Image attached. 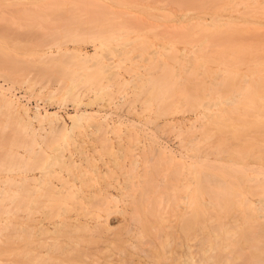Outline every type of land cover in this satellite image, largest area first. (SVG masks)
Listing matches in <instances>:
<instances>
[{
    "label": "rangeland",
    "instance_id": "1",
    "mask_svg": "<svg viewBox=\"0 0 264 264\" xmlns=\"http://www.w3.org/2000/svg\"><path fill=\"white\" fill-rule=\"evenodd\" d=\"M263 1L0 0V59L13 71L0 65L5 92L30 115L36 104L56 110L64 125L80 108L95 114L65 140L50 132L31 144L17 115L0 108L2 195L15 189L4 180L16 160L59 171L39 189L24 182L22 199L0 198V264H179L186 243L198 250L202 239L214 257L230 254V264H264ZM217 30L224 46L251 52L228 54ZM19 60L35 62L22 73L10 66ZM70 68L88 78L64 94ZM157 141L192 165L163 156ZM58 151L77 170L61 167ZM47 179L75 187L63 183L48 201ZM185 194L207 200V214L182 213ZM71 217L77 227L66 224ZM37 219L59 225L44 230Z\"/></svg>",
    "mask_w": 264,
    "mask_h": 264
},
{
    "label": "bare ground",
    "instance_id": "2",
    "mask_svg": "<svg viewBox=\"0 0 264 264\" xmlns=\"http://www.w3.org/2000/svg\"><path fill=\"white\" fill-rule=\"evenodd\" d=\"M195 1V0H194ZM188 2H190V0H177V3H179V4H187ZM264 2V1H263ZM7 4V3H6ZM1 6V5H0ZM5 8H6V6H5ZM8 8V7H7ZM10 9V8H9ZM2 10V9H1ZM27 9L25 8V9H22V11L24 12V11H26ZM21 11V12H22ZM6 12H7V10H6ZM16 17V16H15ZM3 19V18H2ZM213 20V19H212ZM216 20H218V19H216ZM7 21H8V23L9 24H12L13 22H14V20H11L10 18L9 19H7ZM215 21V20H214ZM219 21V20H218ZM218 21H216V22H218ZM211 24V23H210ZM209 24V25H210ZM223 24H225V23H223ZM222 23L221 24H212V26H214V27H216V28H221V26L223 25ZM207 25V24H206ZM211 26V27H212ZM220 30V29H219ZM219 33V31L217 30L216 32H215V34L217 35ZM231 33H234V32H231ZM193 34H195V33H193ZM192 34V35H193ZM214 34V33H213ZM6 35V34H5ZM4 35V36H5ZM192 35H189V37H191ZM2 36V35H1ZM43 36V35H42ZM218 37H216V38H219L218 39V42H219V45L220 46H222V47H224V48H227V47H229V45L228 46H224L223 45V43H225V44H227L226 42L227 41H223V38L224 37H222L221 35H217ZM3 38V37H2ZM44 38H46V37H44ZM104 40V39H103ZM103 40H100L99 41V43H98V45H97V47H102L103 45H104V41ZM116 41V40H115ZM205 40L203 41V43H202V41H201V44L199 43V46H202L203 45V47H202V49H201V52H204V53H207V51L205 50L206 49V44H205ZM41 43V42H40ZM39 43V44H40ZM38 44V45H39ZM188 44V43H187ZM233 47H229L230 48V53H228V54H233V53H237V54H244L245 52H247L248 50H249V53L251 52V50H250V47H248V46H245V47H241V45H239V46H236L235 44H233L232 45ZM164 47V46H163ZM193 47H198L197 45L195 46H193ZM194 49V48H193ZM196 49V48H195ZM194 49V50H195ZM97 51V50H96ZM209 51V50H208ZM156 52V51H155ZM194 52V51H193ZM96 53V52H95ZM248 53V52H247ZM47 54L48 55H51L52 54V52H47ZM164 54V53H163ZM184 54V53H183ZM44 55V54H43ZM46 55V54H45ZM92 54H85L83 57H81L82 59H84V60H86V59H88V58H90V56H91ZM160 55H162V54H160ZM165 56V55H164ZM193 56V55H192ZM205 56V55H204ZM196 57H198V56H196ZM206 57H210V56H206ZM1 58V57H0ZM41 59H42V57H39V59H38V61H41ZM6 60L5 59H0V65H1V67L3 68V69H5L6 70V72L8 73V74H12V70H11V68H8L7 66L9 65V64H6V62H5ZM48 61V60H47ZM5 62V63H4ZM35 61L33 60L32 62L31 61H22V60H19V61H16L15 63H12V64H10V66H12V69L13 70H17L18 72H22V71H24V70H26L25 69V67H27L26 65H29V63L30 64H33ZM75 64H77L76 62H75ZM74 64V65H75ZM4 65V66H3ZM68 65V64H67ZM74 65H72L73 67H74ZM9 66V67H10ZM30 66V65H29ZM42 66V65H41ZM70 66V65H69ZM1 67H0V69H1ZM14 67V68H13ZM39 67V66H38ZM75 67H76V65H75ZM32 68V67H31ZM30 68V69H31ZM35 68H37V67H35ZM43 68V67H42ZM59 68V67H58ZM10 69V70H9ZM27 69H28V67H27ZM45 69V68H44ZM70 69H72L68 74L69 75H67L68 77H67V83H66V85L63 87L64 88V94H73L74 93V88L77 86V83L78 82H80V81H83V80H85V79H87L88 78V75H79V73L77 72V70H75V69H73V68H70ZM29 70V69H28ZM36 70V69H35ZM53 70V69H52ZM9 71V72H8ZM37 71H39V70H37ZM42 71H44V70H42ZM68 71V70H67ZM25 72V71H24ZM24 72H22V73H24ZM38 75V74H37ZM40 75V74H39ZM27 80V79H26ZM26 82V81H25ZM27 83V82H26ZM5 89H8V88H4L3 87V85L2 84H0V108L1 109H4L6 112H8V114L10 113H14V114H16L17 115V118H18V122L19 123H22V127L19 129L20 130V132H19V130H18V132L19 133H21V131H22V133L24 134V132L26 131V133L28 134V135H30V143L32 144L33 143V139H36V138H38V137H36V136H41L39 139H41L42 140V135L43 134H47L48 133V136H50L51 135V133L52 134H54V135H56L57 134V136L59 135L61 138H63L64 139V137H67L66 135L68 134L69 135V137H70V133L71 132H73L74 130V128H77L76 127V124L78 123V122H80V123H78V125L80 126L82 123H81V121L82 122H86L87 120H89V119H91L92 118V116H94L95 114H93L92 112H90L89 110H87V109H81L80 108V110H77L75 113H73L72 115H70V120H71V125H64V124H62L61 122H60V120H61V118H60V116H59V114H58V112L56 111V110H54V111H48V110H46L44 113H41V112H39V109H40V107H39V105L38 104H36L35 105V108H34V110L32 111L33 112V115H30L29 113H28V108L27 107H24V106H19V104H18V102H17V97L16 96H14L13 94H11V95H8L7 94V92H5ZM10 91V90H9ZM53 94V93H52ZM51 94V95H52ZM64 96V95H63ZM68 95H66V96H64V97H67ZM71 96V95H70ZM52 97V96H51ZM51 97H50V99H51ZM63 97V98H64ZM53 98V97H52ZM62 98V99H63ZM233 98V97H232ZM228 99V98H227ZM63 100H65L66 101V98L65 99H63ZM20 101V100H19ZM49 101V100H48ZM61 101V100H60ZM80 102H78L77 103V101H76V103H75V106L78 108V107H80V105L81 104H83L84 106H86L87 108H88V102H81V100H79ZM47 102V101H46ZM62 103L64 104L65 102L64 101H62ZM212 106V105H211ZM62 108V107H61ZM99 111V110H98ZM31 112V113H32ZM100 112V111H99ZM9 114V115H10ZM195 114H197V113H195ZM15 116V115H14ZM106 116H107V114H104L103 116H102V119L103 120H101V121H104V119L106 118ZM94 118V117H93ZM188 119V118H187ZM190 119V118H189ZM106 120V119H105ZM122 120V119H121ZM35 121V124L33 123ZM95 121V120H94ZM184 121V120H183ZM90 122H92L93 123V120H91ZM172 122V120L171 119H168L167 121H165V123H171ZM97 123H99L100 124V122H97ZM104 123V122H103ZM31 124V125H30ZM33 124L34 125H36V126H33ZM136 124V123H135ZM91 125V124H90ZM96 125V124H95ZM100 127V126H99ZM80 128V127H79ZM95 128V127H94ZM97 128V127H96ZM22 129V130H21ZM101 129V128H100ZM54 131H60V132H58V133H55ZM99 131V130H98ZM51 132V133H50ZM54 132V133H53ZM24 134V135H27V134ZM22 134V135H23ZM50 134V135H49ZM61 134H62V136H61ZM73 134V133H72ZM44 136V135H43ZM46 137V136H45ZM44 137V138H45ZM51 137H53V135L51 136ZM68 137V138H69ZM25 138V137H24ZM43 138V139H44ZM47 138V137H46ZM45 138V139H46ZM27 139V138H26ZM44 139V140H45ZM66 139V138H65ZM64 139V140H65ZM29 140V139H28ZM38 140V139H37ZM37 140H35V141H37ZM43 141V140H42ZM46 142V141H45ZM147 142V141H146ZM157 142H158V144H157ZM156 142V144L158 145L157 147H158V150L161 152V154L163 155V156H167L168 158H170V159H172V160H175L176 158L180 161V159H186V157H188V159H191V157H189L188 155H184V153L182 154V152H179L178 154H176V153H174V151H172L171 149H169L166 145H165V143H162V142H160V141H157ZM35 143V142H34ZM39 143H40V141H39ZM39 143H37V144H39ZM148 144V143H147ZM25 145H27V144H25ZM145 145V144H144ZM143 145V146H144ZM146 146V145H145ZM148 146V145H147ZM43 147V146H42ZM27 148H29L30 149V153H31V151H32V153L33 154H35L36 153V149H34V146H32L31 148L30 147H27ZM59 149V148H58ZM28 150V149H27ZM56 150V149H55ZM156 150V149H155ZM258 150V149H257ZM59 153L61 152V151H58ZM187 152V151H186ZM62 153V152H61ZM210 153H212V152H210ZM210 153H209V156H210ZM37 154V153H36ZM165 154V155H164ZM187 154V153H186ZM63 153L62 154H58V155H56L55 157H54V159H56V161H58L57 163H60V166L62 167L63 166V168L65 167V169H67V172H70V171H73V170H75L76 169V164L77 163H75L74 161H73V159H72V157H67V158H64L63 157ZM69 155V154H68ZM32 156H34V155H32ZM73 156V155H72ZM165 156V157H166ZM208 156V157H209ZM19 157V156H18ZM22 157V156H21ZM80 156H78V158H79ZM166 157V158H167ZM73 158H74V156H73ZM75 158H76V156H75ZM74 158V160L76 161V159ZM184 159V160H185ZM25 160H26V158H25ZM201 160H203V159H201ZM200 160V161H201ZM258 160V159H257ZM82 161V160H81ZM80 161V162H81ZM183 161V160H182ZM181 161V163H183V164H181L182 166H188V165H192V164H190L189 162H187V159L185 160V162L186 163H184V162H182ZM77 162V161H76ZM26 163V162H25ZM24 163V164H25ZM20 164H21V161L19 162L18 160H16V164L15 165H17V168H16V170L14 171V175L13 176H7V177H5L6 179L4 180V178H3V180H4V182L5 183H13V185L15 186V189H14V191H13V193L11 194V195H9V196H6V194H3L2 195V193H3V191H0V198H4V197H7V198H11V200H19V199H22L23 198V196L25 195V193H22V189H23V184H25L26 182H28L27 184H29V186H31L30 184H32V186H34V187H40V185H42V184H45L44 183V180L46 181V178L47 177H49V176H52L53 174H56V173H58V172H56V170H53V169H50V167H49V170H53V171H48L47 169H48V166L46 167L45 165H47V163L46 164H44V167H43V165L42 166H40V167H38V168H30V169H27V167H28V165H27V167H26V169H23L21 166H20ZM24 164H23V166H24ZM51 166V165H50ZM78 166V165H77ZM52 167V166H51ZM58 167V166H57ZM79 168H81V167H79ZM77 170V169H76ZM80 170V169H79ZM189 170H191V169H189ZM63 171V170H62ZM83 171H85V169L83 170ZM82 171V172H83ZM188 171V170H187ZM71 173V172H70ZM59 174V173H58ZM60 174H61V172H60ZM81 174V173H80ZM62 175V174H61ZM68 175V174H67ZM71 175V174H70ZM10 177V178H9ZM62 178V177H61ZM77 178V177H76ZM80 178V177H79ZM251 178V177H250ZM73 179H74V176H73ZM2 180V181H3ZM249 180V179H248ZM47 181H48V188H50V191H48L49 192V198H48V201L50 200V196H55L56 195V193L58 194L59 193V191L62 189V187H64L65 185L67 186L68 185V187L69 188H71L70 186H69V184H66V181L64 182H61V187L59 186V184H57V183H54V182H51V181H49L48 179H47ZM62 181V180H61ZM82 181V180H81ZM25 182V183H24ZM50 182V183H49ZM68 182V181H67ZM189 182L191 183V181L189 180ZM63 183L65 184L64 186H63ZM188 183V182H187ZM46 184H47V182H46ZM71 185V184H70ZM189 185V184H188ZM72 186V185H71ZM187 186V185H186ZM28 187V186H27ZM26 187V188H27ZM39 187H38V189H39ZM46 187V186H45ZM72 187H75V186H72ZM29 188V187H28ZM26 189L25 190V192L27 191H29L28 192V194L32 191V189H34V188H32L31 189V191L29 190V189ZM31 188V187H30ZM41 188V187H40ZM61 188V189H60ZM25 189V188H24ZM38 189H34L33 191L35 192V191H37ZM60 189V190H59ZM98 189V188H97ZM96 190V189H95ZM187 190L189 191V193H187V194H191V192H193V190H191L190 189V186L187 188ZM99 191H100V189H99ZM33 192V193H34ZM38 192V191H37ZM36 192V193H37ZM48 192H46V193H48ZM32 193V192H31ZM30 193V194H31ZM44 193V192H43ZM60 193H61V191H60ZM62 193H63V191H62ZM96 193H99L98 191L96 192ZM100 193H102V191L100 192ZM106 193H107V191H106ZM39 194V193H38ZM89 194V193H88ZM108 194V193H107ZM34 195L35 196H37L35 193H34ZM34 195H31V196H34ZM43 195V194H42ZM42 195H40V196H42ZM65 195V194H64ZM63 195V196H64ZM85 195V194H84ZM93 196L95 195V192L92 194ZM192 195V194H191ZM58 196H61V195H58ZM96 196V195H95ZM200 196H201V193H200ZM45 197H47V195L45 196ZM62 197V196H61ZM88 197H89V195H88ZM90 197H92V196H90ZM89 197V198H90ZM183 198H181V200H182V203H180L179 204V206H180V208L179 207H177V212H178V208L179 209H181V212L182 213H190V212H193L194 214H195V216H204V215H206L207 214V212H206V210H207V206H208V201L207 200H205V199H200V201H199V203H197V204H195V201H193V199L192 200H190V198L188 197V195H184V196H182ZM54 198V197H53ZM34 197H33V201H34ZM57 199V198H56ZM79 199H80V197H79ZM84 199H85V197H84ZM113 199V198H112ZM36 201V200H35ZM54 202V201H53ZM260 202V201H259ZM262 202V201H261ZM212 203V202H211ZM263 203V202H262ZM31 204H34V203H32L31 202ZM263 207H264V205H263ZM260 209V208H259ZM256 210H258V209H256ZM262 210V209H261ZM257 212V211H256ZM178 214V213H177ZM259 214V213H258ZM177 216V215H176ZM259 216L261 217V214H259ZM67 218V217H66ZM70 219H71V222H74V223H71L70 222ZM69 219V221H68V223H66L68 226H73V225H75V222H76V219L77 218H75V220L71 217ZM37 220H39V219H37ZM67 220H68V218H67ZM66 220V221H67ZM50 221V220H49ZM52 221V220H51ZM50 221V222H51ZM53 221H55L54 219H53ZM65 222V221H64ZM37 224H39L40 226L39 227H41L42 229H44V230H46V229H50L49 228V226H50V224L53 226H51V228H54L57 224L59 225V223H55V222H52V223H47V222H45V221H42V220H39V221H37ZM54 224H56V225H54ZM62 224V223H61ZM65 224V223H64ZM63 225V224H62ZM76 226V225H75ZM57 227V226H56ZM55 227V228H56ZM77 227V226H76ZM174 227V226H173ZM54 228V229H55ZM200 230V233L198 232ZM199 230L198 231H194V232H192V233H195V232H198L197 234H199V235H204L205 233H204V230H205V227H204V225H202V226H200L199 227ZM52 231H53V229H52ZM202 231V232H201ZM170 232V231H169ZM192 233H188V236H191L192 235ZM34 234V233H33ZM185 234V233H184ZM214 234V233H213ZM35 235V234H34ZM37 235V234H36ZM186 235V234H185ZM30 236V235H29ZM259 237V236H258ZM29 238V237H28ZM30 238H31V236H30ZM196 238V237H195ZM34 238H33V236H32V240H33ZM170 239H171V237H170ZM258 239H256V241H257ZM264 240V239H263ZM34 241V240H33ZM32 241V242H33ZM40 241H42V240H40ZM171 241H173V240H171ZM170 242V241H169ZM171 243H168L167 245H170ZM39 245V243L37 244V246ZM41 246H42V243L40 244ZM52 245V244H51ZM54 245V244H53ZM52 245V246H53ZM152 245V244H151ZM154 245V244H153ZM50 246V245H49ZM48 246V247H49ZM154 247H156V246H154ZM181 247V246H180ZM192 246H190L189 244H188V242L186 243V249H184L183 251L181 250L180 252H179V254H178V261H180L181 260V262L179 263V264H230V262H231V256H230V254L229 255H225V256H223L221 253L220 254H218L219 256H216V257H214L213 255H211L210 254V251L213 249V246H212V243L211 242H209V241H207L206 239L203 241V239H202V241H201V245H200V247H199V249L198 250H193L192 248H191ZM248 248H249V246H248ZM251 248H252V246H251ZM49 249V248H48ZM252 250V249H251ZM179 251V250H178ZM214 251V250H213ZM27 254V253H26ZM28 254H29V252H28ZM45 254H48L47 252L45 253ZM132 257V256H131ZM158 257V256H157ZM216 258H217V260H216ZM138 259V258H137ZM261 259V258H260ZM101 262H104V261H101ZM156 262H157V260H156ZM155 261H154V259L152 260L151 259V262H145V260H144V263L142 262V261H138L136 264H157ZM130 264H132V263H130Z\"/></svg>",
    "mask_w": 264,
    "mask_h": 264
}]
</instances>
